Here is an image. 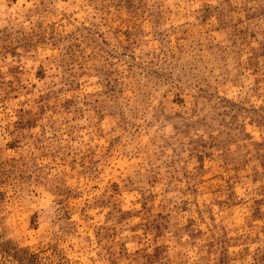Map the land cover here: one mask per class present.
<instances>
[{"label":"rangeland","instance_id":"rangeland-1","mask_svg":"<svg viewBox=\"0 0 264 264\" xmlns=\"http://www.w3.org/2000/svg\"><path fill=\"white\" fill-rule=\"evenodd\" d=\"M0 264H264V0H0Z\"/></svg>","mask_w":264,"mask_h":264}]
</instances>
